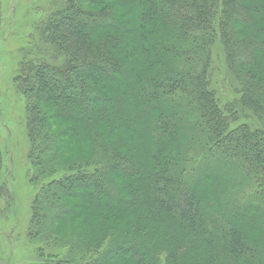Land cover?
Segmentation results:
<instances>
[{"label": "trees", "instance_id": "16d2710c", "mask_svg": "<svg viewBox=\"0 0 264 264\" xmlns=\"http://www.w3.org/2000/svg\"><path fill=\"white\" fill-rule=\"evenodd\" d=\"M37 29L52 57L23 59L14 80L40 187L29 236L67 249L39 248L37 264H187L191 251L203 252L197 264H264V0H66ZM215 57L232 99L216 87ZM117 76L126 91L110 97L102 86ZM111 100L156 116L153 166L110 141L111 123L96 132L92 114L109 118ZM73 114L92 131L87 156L66 160ZM2 168L0 148V197L12 202ZM210 181L215 199L203 193ZM240 191L255 200L239 202ZM127 208L136 217L124 225Z\"/></svg>", "mask_w": 264, "mask_h": 264}, {"label": "rangeland", "instance_id": "374dc122", "mask_svg": "<svg viewBox=\"0 0 264 264\" xmlns=\"http://www.w3.org/2000/svg\"><path fill=\"white\" fill-rule=\"evenodd\" d=\"M65 2L66 0H0V148L3 154L1 176L2 180L7 182L13 195L12 202L6 197H0V264H37L40 258L39 248H45L46 253L57 251L62 255L66 254L67 250L47 248L45 245L30 241L32 203L40 187L31 181L32 164L28 158L29 139L26 127L27 99L16 89L14 81L23 59L40 56L50 59L52 57L45 52L44 48L41 49L37 28L52 11L63 6ZM136 24H138V19ZM254 29L251 27L248 31L251 32ZM133 33L136 35V32L132 30L127 33L122 49L126 44L131 43L134 38ZM214 64L216 87L220 89L224 100L232 99L234 84L227 77L222 59L215 57ZM260 66L264 71V64L261 63ZM133 80L135 81V79ZM102 88L110 97H115L114 93L123 95L126 91L123 80L118 76L112 78L110 84L106 83ZM104 108H107L109 118L105 119L104 116L96 112L92 114L96 132L106 136L109 133V123H111L110 126L114 125V134L110 141L116 144L119 140H127L134 152L142 158L145 166H153L151 125L156 116L149 113L143 115L144 107L140 105L139 107L130 105L119 107L118 103L112 102V100L106 103ZM91 110L95 111L96 109ZM78 115L73 114L68 120L71 122L64 120L67 121L66 124L70 128L78 130L75 135L70 134L72 145L69 149L71 154H68L66 160H72L76 155L81 154L87 156L84 154L86 144L83 141L84 139L90 141L92 127L89 121H84ZM121 122H123L122 125ZM212 184L210 181L208 184L209 187L211 186L210 190L203 193L207 197L215 199L217 192ZM234 195L235 199L237 198L241 203H250L255 200L254 192L240 191L235 192ZM77 200V198H69L68 203L74 204ZM125 210L128 212L121 216L124 225L136 217L129 208ZM82 219L84 222H93L90 209L82 213ZM71 220L73 225L77 226L80 219L71 217ZM163 220L176 228L177 233L179 231V238H187V235L180 233L178 227L166 215ZM254 235L256 234H249L250 237ZM202 256V251L199 253L191 251L184 257V260L187 264H197V259Z\"/></svg>", "mask_w": 264, "mask_h": 264}]
</instances>
